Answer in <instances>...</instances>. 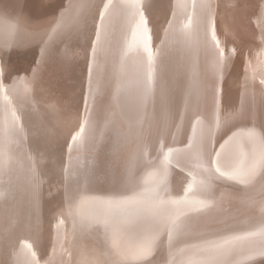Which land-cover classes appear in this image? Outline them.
I'll use <instances>...</instances> for the list:
<instances>
[{"label": "rangeland", "instance_id": "1", "mask_svg": "<svg viewBox=\"0 0 264 264\" xmlns=\"http://www.w3.org/2000/svg\"><path fill=\"white\" fill-rule=\"evenodd\" d=\"M10 1L17 2V0ZM10 1L0 0L4 6L3 12L5 11L4 13L0 11V15L5 14L6 16H0V20L20 26V29L24 31L27 29L34 31L37 37L34 35L35 39H21L20 37L8 39L0 35V49H2V51L0 50V84H2L0 86V264H179L188 253L193 251L192 246L194 245L203 247L208 243H222L233 236L255 232L262 238L264 237L260 234L261 229H264V170L258 172L250 183H241L235 179H231V181L228 176L221 178L222 176L219 174L220 178H216L217 174L205 166L206 161L203 153L207 138H210L214 132L212 123L219 119L216 117L220 113L219 107L216 106L218 102L222 99L225 100V95H228V101H233L229 105L233 104L230 106L235 110L234 100H243L249 93L248 97H250L252 90L256 91V97L259 96L256 102L259 104L260 114L258 115L259 121L256 122L258 133L255 134L251 142H248L250 149L247 151L249 153L247 156L252 159L264 144V136L258 137L264 135V110H262L264 109V101H262L264 100V0H139L135 11V7L129 6L131 0H84V3H82L83 0H75L78 7L71 6L70 11L68 10L64 14L66 16L61 15V17L56 15L58 14L57 10L66 8L74 0H37L39 3L41 2L40 4L46 3L50 6L57 4L53 8L54 11H49L50 15H47L48 18L52 17V22L50 23L48 20L33 26L29 20L26 24H30L32 29L30 25L29 27L20 25V22L15 21L19 16L22 19L23 14L18 11L17 6L20 3L22 5L24 0L13 3L12 9L9 8L13 5L9 3ZM51 1L53 2L51 3ZM124 1L128 2L127 5ZM157 4L158 6H156ZM105 5L108 7L106 8ZM9 9L16 12L12 14L16 18L8 16ZM116 9L121 14L117 13ZM72 10L75 12L72 13ZM18 12L22 15H18ZM141 12L147 22L146 31L144 27L138 26L140 15H135ZM101 13H103V18H101ZM121 15L123 19L124 16H126L125 19L130 18L123 20ZM113 17H117L118 21ZM11 18H13L12 21H10ZM189 18L190 27L185 29L184 26L189 24ZM26 19L28 18L25 17V21H27ZM78 24L79 29L82 27V31L78 29ZM43 27L46 31L43 30ZM35 28L37 29L33 30ZM56 28H58V33H56ZM37 30L38 32L42 30V33H38ZM68 30L69 32H67ZM70 31L72 32L70 33ZM73 34L75 35L73 36ZM39 35L41 39L43 38L42 40ZM52 36L54 37L52 38ZM158 38L162 42L158 43ZM92 41L94 42L92 43ZM154 41L157 43H153ZM30 43L33 46H30ZM1 45H4L3 48ZM22 45L24 46L22 47ZM103 45H105L104 48ZM136 45L138 49L135 47ZM6 46L9 48L4 50ZM10 46L21 48L14 51L15 48ZM139 46L144 48H139ZM223 48L228 52H225ZM221 50L223 54H221ZM144 52L149 55H145ZM150 52L153 53L150 54ZM125 53L127 57H125ZM128 53L132 55L129 56ZM116 54L120 58L116 57ZM85 55L86 57H84ZM122 55L125 59L121 57ZM171 55H177L175 56L177 59ZM10 59L17 61H10ZM120 59L122 63H120ZM112 60L113 63H111ZM117 60L119 65L116 63ZM179 61L183 63L182 66ZM164 63L167 69L165 66V69L163 68ZM145 64L148 66L141 69ZM120 65L124 66L122 70H120ZM135 65L144 70L145 74L147 70V74L151 78L156 75L154 80L157 77V72L159 75L165 71L166 82L167 79L172 82L169 84L167 82L165 86V96L171 104L173 103L170 108L158 106L155 107L159 108L158 110L153 108L156 100L152 101L153 96L150 95L152 90L148 87H146V93L142 99L152 97L149 99L152 101H150L151 104L146 103L147 99L143 100L145 102H143L145 105L142 104L143 107L126 102L127 99L122 96V92L134 76L138 77L137 71L140 69ZM179 65L181 68H178ZM96 70L99 71L96 72ZM176 70L180 72H175ZM184 71L187 73H183ZM168 72L169 74L171 72L175 77L170 76L171 74L169 75ZM153 73L155 75H152ZM119 74L121 75L117 77L116 75ZM189 74L195 78H191L193 81L189 80L190 77L187 79L186 76ZM114 76H116L115 81L113 80ZM184 81L189 82H185L187 84L185 87ZM108 83L112 84V87ZM190 83L196 86L200 85L197 88ZM149 87L151 88V86ZM181 87L184 89H182L183 91ZM255 87H258L257 90L254 89ZM113 88L117 90L115 89V91ZM73 89L74 95H72ZM177 91L180 92L177 93ZM240 92H244V94ZM69 93H71L70 96H68ZM112 93L117 96L111 95ZM106 94H109L108 96L111 98L106 97ZM177 94L183 95V97L178 98ZM192 96H195L194 99L192 98L193 103L190 99ZM69 97L72 98L69 99ZM114 99V103L110 102ZM95 100L97 101L94 102ZM91 101H93V105ZM179 102L182 105L181 111L188 108L182 111L183 113L178 111L177 107L175 109V105L178 106ZM68 103L71 107L67 105ZM79 103H84L83 107ZM79 107L81 108L78 110ZM146 107L147 109H145ZM201 107H205L204 110L201 111ZM163 108L167 111H161L164 110ZM169 111L173 113H169ZM191 111L194 113L193 115ZM184 112L188 114L186 115ZM133 115L139 116L137 118ZM173 115L178 117L175 118ZM122 117L124 120L127 118L126 122H123ZM139 117L140 121L138 122ZM154 119L155 123H153ZM82 127L83 132L80 131ZM74 136L77 137L76 140H73ZM170 137L171 140H169ZM198 142H201L200 145ZM169 143L172 145H168ZM139 147L141 148L139 149ZM203 147L204 149L201 151ZM253 147L259 151L254 152L257 150ZM192 149H195L197 153ZM179 151H184V153H179ZM189 153L193 156L196 154L195 158H198L194 159ZM252 154L253 156H251ZM175 156L180 161H176ZM184 157L189 160L186 161ZM248 157H246L247 161L244 159V163L240 164H243L242 166L237 164L230 172L238 167V169L242 167L247 169L252 162ZM161 161L163 166L162 168L159 166L160 169H157L156 163H161ZM145 169H147L146 172H144ZM149 171H155V175L150 177ZM164 173L169 174L164 176ZM157 179L161 180L157 181ZM211 183L212 185H209ZM206 184L208 185L206 186ZM189 185H191V190H189ZM168 189H170L169 194L167 193ZM125 191L126 193H124ZM141 193L143 194L141 200H130L131 197ZM184 196L187 198H183ZM188 197H192V199L189 200ZM167 199L168 201L181 200L182 204L179 203V206L176 204L175 207ZM161 200L168 205H162L163 208L159 206ZM82 201L83 204H81ZM107 201L114 203L110 206L106 203ZM147 204H159V210L164 216L172 215V213L176 215L180 210L182 233L174 234L172 240L169 241L167 231L158 226L157 221L143 211ZM184 206L185 208H183ZM169 207L171 208L169 209ZM185 209L188 211L186 210V212ZM114 230L120 231L125 243H136L146 236L157 234L151 255L141 260H123L111 245L110 238Z\"/></svg>", "mask_w": 264, "mask_h": 264}, {"label": "bare ground", "instance_id": "2", "mask_svg": "<svg viewBox=\"0 0 264 264\" xmlns=\"http://www.w3.org/2000/svg\"><path fill=\"white\" fill-rule=\"evenodd\" d=\"M10 1V0H9ZM13 1H15V0H13ZM19 0H17V2H18ZM39 1H41V0H39ZM68 1V0H67ZM87 1V0H86ZM85 1V4L87 3ZM121 1V0H120ZM129 1V0H128ZM145 1H147V0H145ZM144 1V2H145ZM238 1V0H237ZM3 2V1H2ZM1 2V3H2ZM4 2H5V0H4ZM16 1L15 2H13V3H17ZM19 2H21V1H19ZM50 2V1H49ZM53 1H51V3H52ZM55 2V1H54ZM60 2V1H59ZM141 2V1H140ZM149 2V1H148ZM151 2V1H150ZM0 3V11L1 12H3V10H4V6H2L3 4H1ZM8 3V2H7ZM9 3H12V1H10ZM12 3V4H13ZM41 3V2H40ZM37 0H24V2L22 3V5H21V3L18 5V4H16V5H18L17 7V9H19L18 11H20L22 14H23V16H22V19H20V16L19 17H17L16 18V16H15V18H16V20L15 21H18V22H20V25H24V26H28L29 27V25L31 24V25H36L37 26V23H39V24H41V23H44V22H47L48 20L50 21V23L52 22L51 21V18L52 17H47V15H50V13H48L49 11H54L53 10V8H55V5L57 4V3H55V4H51V6L50 5H46V3H42V4H40ZM82 3H84V0H83V2ZM120 3V2H119ZM118 3V4H119ZM124 3H125V1H124ZM126 3H128V2H126ZM125 3V4H126ZM245 3V2H244ZM6 4V3H5ZM84 4V5H85ZM117 4V5H118ZM154 4V3H153ZM7 5V4H6ZM87 5V4H86ZM90 4H89V2H88V6H89ZM127 5V4H126ZM140 5V4H139ZM141 5H143V4H141ZM148 5V4H147ZM246 5V4H245ZM12 6H14V4L13 5H11V7H9V8H11L12 9ZM74 8V7H78V3L74 0L72 3H70L66 8H60V9H55V10H57V13L58 14H56L57 16H59V17H61V15L62 16H66V15H64L65 13H67V11L69 10L70 11V9L72 8V7ZM120 6V5H119ZM129 6H131V4L129 5ZM144 6V5H143ZM153 6V5H152ZM156 6H158V4L156 5ZM161 6V5H160ZM165 6V5H164ZM243 6V5H242ZM7 7V8H8ZM21 7H23V8H21ZM83 7V6H82ZM145 7H147V6H145ZM144 7V8H145ZM240 7V6H239ZM16 8V7H15ZM86 8H87V6H86ZM134 8V7H133ZM137 8V6L134 8V11H135V9ZM152 8H154V7H152ZM6 9V8H5ZM85 9V8H84ZM87 9H89V8H87ZM117 9H120V10H123V9H125V8H117ZM117 9H116V12H117ZM129 9H131L130 7H129ZM141 9V8H140ZM160 9H161V7H160ZM159 9V10H160ZM242 9H243V7H242ZM8 10V9H7ZM10 10V9H9ZM16 10V9H15ZM48 10V11H47ZM61 10V11H60ZM83 10V9H82ZM128 10V9H127ZM126 10V11H127ZM133 10V9H132ZM132 10H130V11H132ZM139 10V9H138ZM162 10V9H161ZM245 10H246V7H245ZM17 11V10H16ZM73 12L72 13H74L75 11L74 10H72ZM125 11V12H126ZM129 11V10H128ZM150 11V10H149ZM5 12V11H4ZM3 12V13H4ZM78 12V11H77ZM83 12V11H82ZM82 12H81V14H82ZM123 12V11H122ZM124 12V13H125ZM133 12V11H132ZM143 12H145L144 10H143ZM142 12V13H143ZM154 12H156V11H154ZM158 12V11H157ZM247 12V11H246ZM8 13H10L8 16H12L13 18H14V16L12 15V14H14V13H16L15 11H11L10 10V12L8 11L7 12V14ZM21 13H19L18 12V15L19 14H21ZM71 13V12H70ZM117 13H120L121 14V12H117ZM116 13V14H117ZM130 13V12H129ZM151 13V12H150ZM245 13V12H244ZM1 14V13H0ZM21 14V15H22ZM119 14V15H120ZM133 14H135V13H133ZM3 15V14H2ZM17 15V14H16ZM67 15H69V14H67ZM73 15V14H72ZM77 15V14H76ZM115 15V14H114ZM126 15V14H125ZM127 15H129L128 14V12H127ZM131 15V14H130ZM135 15H138L139 16V13L138 14H135ZM145 15V14H144ZM1 16V15H0ZM3 16H5V14L3 15ZM3 16H1V17H3ZM7 16V17H8ZM44 16V18H42ZM133 16V15H132ZM132 16H131V18H132ZM153 16V15H152ZM247 16H248V18H249V14L247 13ZM6 17V16H5ZM25 17H27L28 19H26L27 21H25ZM68 17H70V16H68ZM79 17V16H78ZM78 17H77V19H78ZM117 17H118V15H117ZM117 17H113V19L114 18H116L115 20L116 21H118V19H117ZM121 18H122V15L120 16ZM125 17L126 16H124V19H125ZM128 17V16H127ZM134 17V16H133ZM144 17V16H143ZM149 17V16H148ZM13 18H11V20L10 21H12V19ZM120 18V19H121ZM130 18V17H129ZM129 18H126V19H129ZM7 19H9V17L7 18ZM56 19V18H55ZM55 19H53V20H55ZM63 19V18H62ZM67 20H68V18H66ZM80 20L82 19V16H81V18H79ZM84 19V18H83ZM112 19V20H113ZM119 19V20H120ZM123 19V18H122ZM123 19V20H124ZM125 19V20H126ZM31 21L30 22V24H26V22H28V21ZM36 20V21H35ZM57 20V19H56ZM65 20V19H64ZM63 20V21H64ZM66 20V21H67ZM109 20H110V18H109ZM108 20V21H109ZM133 20H135V19H133ZM8 21V20H7ZM58 21V20H57ZM62 21V23L64 24V22ZM65 21V22H66ZM69 21V20H68ZM108 21H106V22H108ZM128 21V20H127ZM78 22H79V20H78ZM82 22V21H81ZM113 22H115V21H113ZM112 22V23H113ZM130 22V21H129ZM138 22V21H137ZM4 23V24H3ZM109 24H110V22H108ZM124 23H126V21H124ZM61 24V23H60ZM67 24V23H66ZM69 24H71V23H69ZM75 24H77V23H75ZM30 25V27H31V29H32V26ZM46 25H48V24H46ZM50 25V24H49ZM48 25V26H49ZM62 25V24H61ZM45 26V25H44ZM53 26V25H52ZM68 26H70V25H68ZM68 26H67V28H68ZM81 26V25H80ZM59 27V26H58ZM61 27H63V26H61ZM85 27V26H84ZM65 28H66V26H65ZM64 28V29H65ZM73 28V27H72ZM82 27H80V29H79V24H78V29L80 30V31H82V29H81ZM24 29V28H23ZM37 28H35V29H33V30H36ZM42 29V28H41ZM58 28H56V33H58V30H57ZM69 29V28H68ZM71 29V28H70ZM85 29V28H84ZM30 30V29H29ZM38 30H40V29H38ZM38 30H37V32H38ZM43 30H44V27H43ZM72 30V29H71ZM74 30V29H73ZM42 31V30H41ZM41 31H39L40 33H42ZM44 31H46V30H44ZM54 31V30H53ZM63 31V30H62ZM66 31V30H65ZM75 31V30H74ZM84 31V30H83ZM117 31H119V30H117ZM38 32V33H39ZM67 32H69V30L67 31ZM72 31H70V33H71ZM54 33V32H53ZM75 33V32H74ZM80 33V32H79ZM90 33V32H89ZM65 34V33H64ZM67 34V33H66ZM0 35H2V36H5L6 38H10V39H16L17 37H20L21 39H35V37H34V35H36V34H34V31H28V29H27V31L25 30H21L20 29V26H15V25H12L11 23H9V22H2L1 20H0ZM59 35H61V34H59ZM67 35H69V34H67ZM71 35V34H70ZM69 35V36H70ZM75 34H73V36H74ZM90 35V34H89ZM43 36V35H42ZM79 36V35H78ZM36 37H37V35H36ZM39 37H40V35H39ZM38 37V38H39ZM54 36H52V38H53ZM62 37H64V36H62ZM77 37V36H76ZM84 37V36H83ZM91 37V36H90ZM138 37V36H137ZM37 38V39H38ZM59 38H61V37H59ZM128 38V37H127ZM162 38V37H161ZM40 39H41V37H40ZM39 39V40H40ZM43 39V38H42ZM41 39V40H42ZM70 39V38H69ZM78 39V38H77ZM91 39V38H90ZM92 39H93V37H92ZM124 39V38H123ZM157 39V38H156ZM160 38H158V40H159ZM20 40V39H19ZM61 40V39H60ZM64 40V39H63ZM66 40H68V39H66ZM144 40V39H143ZM185 40V39H184ZM17 41V40H16ZM30 41V40H29ZM83 41V40H82ZM89 41V40H88ZM151 41H153V40H151ZM188 41V40H187ZM186 41V42H187ZM31 42V41H30ZM36 42V41H35ZM41 43H42V41H40ZM39 42V44H41ZM44 42V41H43ZM94 41H92V43H93ZM159 42H162V41H158V43ZM219 42V41H218ZM18 43V42H17ZM16 43V44H17ZM28 42L26 41V44H27ZM78 43V42H77ZM88 43V42H87ZM89 43H90V41H89ZM103 43V42H102ZM150 43V42H149ZM153 43H155V41L153 42ZM156 43H157V41H156ZM155 43V44H156ZM2 44H5L4 42H2ZM35 44H38V43H35ZM61 44V45H60ZM59 45L60 46H62V43H60ZM71 44V43H70ZM73 44V43H72ZM83 44V43H82ZM81 44V45H82ZM139 44V43H138ZM25 45V44H24ZM24 45H22V47L24 46ZM32 44L30 43V46H31ZM58 45V46H59ZM77 45V44H76ZM79 45V44H78ZM89 45V44H88ZM3 46L4 45H1V47L3 48ZM33 46V45H32ZM59 46V47H60ZM71 46V45H70ZM83 46H84V44H83ZM104 46L105 45H103L102 47L104 48ZM154 46V45H153ZM10 47H12V46H10ZM19 47V46H18ZM17 47V48H18ZM38 47V46H37ZM36 47V48H37ZM65 47V46H64ZM85 47H87L86 45H85ZM94 47V46H93ZM93 47H91V48H93ZM132 47H134V46H132ZM135 47H137V45L135 46ZM140 47H143V46H139V48ZM155 47H156V45H155ZM215 47H217V46H215ZM9 48V47H8ZM7 48V46H6V49H4V50H7L8 49ZM13 48V47H12ZM15 48V47H14ZM13 48V49H14ZM17 48H15L14 49V51H16V49ZM21 48V47H20ZM20 48H18V49H20ZM25 48V47H24ZM62 48V47H61ZM68 48V47H67ZM66 48V49H67ZM88 48H90V47H88ZM101 48V47H100ZM144 48V47H143ZM157 48V47H156ZM212 48H214V47H212ZM87 49V48H86ZM85 49V50H86ZM137 49H138V47H137ZM148 49V48H147ZM155 48L153 47V50H154ZM217 49H218V47H217ZM224 49V48H223ZM222 49V50H223ZM1 51H2V49H0ZM27 50V49H26ZM40 50V49H39ZM41 50H42V48H41ZM221 50V54H223L222 51ZM225 50V49H224ZM228 50H229V48H228ZM13 51V50H12ZM21 51V50H20ZM63 51V50H62ZM61 51V52H62ZM95 51H96V49H95ZM106 51V50H105ZM139 51V50H138ZM149 51V50H148ZM147 51V52H148ZM22 52H23V50H22ZM39 52V51H38ZM112 52V51H111ZM134 52V51H133ZM141 52H142V50H141ZM146 52V53H147ZM225 52H228V51H226L225 50ZM12 53V52H11ZM18 53V52H17ZM20 53V52H19ZM110 53V52H109ZM108 53V54H109ZM117 53V52H116ZM129 53H131V51H129ZM129 53H128V55H129ZM139 53V52H138ZM143 53V52H142ZM142 53H139L140 55H142ZM145 53V52H144ZM145 53V55H149L148 53L146 54ZM153 52H150V54H152ZM16 54V53H15ZM24 54V53H23ZM115 54V53H114ZM123 54V53H122ZM218 54V53H217ZM220 54V53H219ZM220 54V55H221ZM230 54L232 55V53L230 52ZM25 55V54H24ZM68 55H70V54H68ZM119 55V54H118ZM125 55H126V53H125ZM132 55V54H131ZM131 55H129V56H131ZM225 55V54H224ZM3 56V55H2ZM11 56V55H10ZM16 56V55H15ZM15 56H14V58H15ZM90 56V55H89ZM88 56V57H89ZM114 56V55H113ZM171 56H173V55H171ZM175 56H177V55H175ZM175 56H173V58L175 57ZM13 57V56H12ZM12 57H9V58H12ZM84 57H86V55L84 56ZM115 57V56H114ZM116 57H119V56H117V54H116ZM121 57H124L123 55L121 56ZM125 57H127V55L125 56ZM125 57H124V59H125ZM132 57H134V56H132ZM3 58V57H2ZM7 58V57H6ZM18 58V57H17ZM110 58V57H109ZM120 58V57H119ZM129 58V57H128ZM127 58V59H128ZM141 58H145V57H141ZM147 58V57H146ZM158 58V57H157ZM161 58V57H160ZM176 58V57H175ZM8 59V58H7ZM93 59V58H92ZM107 59V58H106ZM131 59V58H130ZM163 59V58H162ZM177 59V58H176ZM228 59V58H227ZM12 60H14V59H10V61H12ZM114 60V59H113ZM113 60H112V62L111 63H113ZM119 60V59H118ZM118 60H117V64L119 63L118 62ZM121 60V59H120ZM140 60V59H139ZM142 60H145V59H142ZM147 60V59H146ZM160 60V59H159ZM158 60V61H159ZM180 60H182V59H180ZM194 60V59H193ZM229 60V59H228ZM15 61H17V60H14V62ZM75 61V60H74ZM78 61V60H77ZM108 61V60H107ZM107 61H106V64H107ZM132 61H134V60H132ZM147 61H149V60H147ZM147 61H146V64H147ZM164 62H165V60H163ZM162 61V62H163ZM172 61H173V59H172ZM171 61V62H172ZM5 62H6V60H5ZM19 62V61H18ZM115 62V61H114ZM128 63H130L131 61H127ZM126 62V63H127ZM161 62V61H160ZM171 62H169V63H171ZM175 62H176V60H175ZM183 62V61H182ZM185 62V61H184ZM9 63V62H8ZM76 63V62H75ZM110 63V64H111ZM120 63H122V60H121V62ZM127 63V64H128ZM144 63H145V61H144ZM149 63V62H148ZM155 63H157V62H155ZM174 63V62H173ZM179 63H180V61H179ZM11 64V63H10ZM123 64H125V63H123ZM123 64H121V65H123ZM134 64V63H133ZM136 64V63H135ZM139 64H140V62H139ZM138 64V65H139ZM142 64V63H141ZM145 64V65H146ZM154 64V63H153ZM158 64V63H157ZM165 64V63H164ZM181 64V66H182V64L183 63H180ZM205 64V62L203 63V65ZM109 64H107V66H108ZM113 65V64H112ZM112 65H111V70H112ZM116 65V64H115ZM119 65V64H118ZM121 65H120V67H121ZM130 65V64H129ZM144 65V67H143V65H142V67L143 68H141V69H144V68H146L148 65H146L145 66ZM150 65V64H149ZM159 65V64H158ZM162 65V64H161ZM178 65V64H177ZM226 65V64H225ZM10 66V65H9ZM12 66V65H11ZM126 66V65H125ZM136 66V65H135ZM164 66H165V68H166V64L165 65H163V68H164ZM173 66V65H172ZM207 66V65H206ZM223 66V65H222ZM31 67V66H30ZM115 67H117V66H115ZM122 67H124V66H122ZM122 67H121V69L120 70H122ZM137 67V66H136ZM152 67V66H151ZM175 67V66H174ZM178 67V66H177ZM208 67V66H207ZM114 68V67H113ZM118 68V67H117ZM127 68V67H126ZM137 68H139V67H137ZM164 68V69H165ZM169 68V67H168ZM170 68L172 69V67L170 66ZM178 68H181L180 67V65H179V67ZM183 68V67H182ZM185 68V67H184ZM226 68V67H225ZM29 69V68H28ZM91 69V68H90ZM107 69V68H106ZM140 69V68H139ZM139 70V71H137L138 72V77L136 78V76H134L133 78H132V80L130 81V82H128V85L125 87V88H123V92H122V96L123 97H125V99H127L126 100V102H129V104H133V105H141L142 106V104H144L145 102L143 101V100H145V99H147L146 97H145V99H142V96L144 95V93H146L145 92V89H146V87H148L149 89H151L152 90V94H150L149 92V94L150 95H152L153 96V99H152V101H154V100H156L155 101V104H154V107L153 108H155V107H165L166 109H167V107H171L172 106V104L170 103V101L168 100V98H166V96H165V93H166V83L168 82V84H169V82H171L170 80H168L167 79V82H166V77H165V75L166 74H164L165 73V71L162 73V74H159L158 75V72H157V77H156V79L154 80L153 78H155V74L153 73L152 75H155V76H153L152 78H151V76L149 75L148 76V71L146 70V74H145V72H144V70ZM151 69V68H150ZM150 69H149V71H150ZM153 69V68H152ZM151 69V70H152ZM157 69V68H156ZM167 69V68H166ZM205 69H206V67H205ZM204 69V70H205ZM46 70V69H45ZM95 70V69H94ZM116 70V69H115ZM119 70V71H120ZM124 70H125V68H124ZM180 70H182V69H180ZM207 70V69H206ZM99 71V70H98ZM97 70H96V72H98ZM168 71H172V70H168ZM174 71V70H173ZM177 71H179V70H176L175 72H177ZM187 71V70H186ZM186 71H184L183 73H185ZM95 72V73H96ZM122 72V71H121ZM180 72V71H179ZM204 72V71H203ZM94 73V74H95ZM117 73H118V71H117ZM125 73H127V72H125ZM151 73V72H150ZM149 73V74H150ZM156 73V72H155ZM160 73V72H159ZM167 73V72H166ZM173 73V72H172ZM187 73V72H186ZM185 73V74H186ZM210 73V72H209ZM99 74V73H98ZM113 74H114V72H113ZM122 74V73H121ZM121 74H119V75H116L117 77L118 76H120ZM124 74V73H123ZM168 74H169V72H168ZM170 74H171V72H170ZM169 74V75H170ZM178 75H179V73H177ZM176 74V75H177ZM91 75V74H90ZM89 75V76H90ZM93 75V74H92ZM115 75V74H114ZM168 75V76H169ZM98 76V75H97ZM96 76V77H97ZM116 76H114V78H113V80L115 79V77ZM170 76H174L173 74H171ZM169 76V77H170ZM183 76V75H182ZM185 76V75H184ZM91 77H94V76H91ZM175 77V76H174ZM187 77V79H188V77H190V79L189 80H191V75L189 74V76H186ZM120 78V77H119ZM118 78V79H119ZM172 79H173V77H171ZM4 80H5V78H3ZM2 79V80H3ZM91 80H93L92 78H90ZM117 79V78H116ZM182 79V77L180 78V80ZM184 79V78H183ZM192 79H195V78H192ZM90 80V81H91ZM120 80V79H119ZM118 80V81H119ZM178 80H179V78H178ZM111 82H112V80H110ZM115 81V80H114ZM117 81V80H116ZM173 81V80H172ZM183 81V80H182ZM191 81H193V80H191ZM5 83H6V81H4ZM4 82H2V83H4ZM45 82V81H44ZM181 82V81H180ZM185 82L186 81H184L183 83L185 84ZM188 82V81H187ZM186 82V83H187ZM0 83H1V81H0ZM19 83V82H18ZM104 83V82H103ZM172 83V82H171ZM189 83V82H188ZM199 83V82H198ZM208 83V82H207ZM182 84V83H181ZM183 84V85H184ZM190 84H192V83H190ZM260 84V83H259ZM2 84H0V86H1ZM100 85V84H99ZM108 85H109V83H108ZM112 85V84H111ZM111 85H109V86H111ZM175 85V84H174ZM187 84H185L184 85V87L186 86ZM193 85V84H192ZM195 85V84H194ZM193 85V86H194ZM200 85V84H199ZM199 85L198 86H196L197 88L199 87ZM261 85V84H260ZM149 86H151V88L149 87ZM173 86V85H172ZM181 86V85H180ZM202 86V85H201ZM200 86V87H201ZM6 87V86H5ZM112 87V86H111ZM188 87V86H187ZM28 88V87H27ZM117 88V87H116ZM115 88V89H116ZM168 88V87H167ZM189 88H191V87H189ZM188 88V89H189ZM195 88V87H194ZM203 88H204V86H203ZM206 88V87H205ZM204 88V89H205ZM252 88V87H251ZM256 88H258V87H255L254 89H256ZM11 89V88H10ZM33 89L35 90V88L33 87ZM32 89V90H33ZM42 89V88H41ZM40 89V90H41ZM71 89V88H70ZM100 89V88H99ZM102 89V88H101ZM114 89V88H113ZM112 89V90H113ZM114 89V90H115ZM178 89V88H177ZM180 89V88H179ZM183 88L181 87V90H182ZM260 89V88H259ZM258 89V90H259ZM262 89V88H261ZM9 90V89H8ZM46 90V89H45ZM107 90V89H106ZM117 90V89H116ZM115 90V91H116ZM151 90H148V91H151ZM168 90H169V88H168ZM167 90V91H168ZM172 90V89H171ZM184 90V89H183ZM182 90V91H183ZM186 91H188L187 89H185ZM190 90V89H189ZM199 90V89H198ZM206 91H208L207 89H205ZM205 90H203V91H205ZM211 90V89H210ZM246 90V89H245ZM257 90V89H256ZM68 91H69V89H68ZM74 91V89L72 90V92ZM108 91H110V90H108ZM107 91V92H108ZM147 91V90H146ZM176 91V90H175ZM182 91H181V93H182ZM202 91V92H203ZM242 91V90H241ZM247 91V90H246ZM262 91V90H261ZM69 92H71V91H69ZM99 92V91H98ZM103 92V91H102ZM114 92V91H113ZM180 92V91H179ZM178 91H177V93H179ZM190 92V91H189ZM192 92H194V90H192ZM251 92V96L250 97H248V95H250V93L248 94V95H244L245 97H244V99L243 100H240V101H236V100H234L235 101V107H236V109L234 110V109H232L233 107L232 106H230V105H233V104H230L229 105V103L232 101H228L229 100V96L228 95H225V100L224 99H222V101H219L218 102V105H216L217 107H219V115L218 116H216L217 118H219V119H217L216 121H213V125L212 126H214V127H212V130L214 131V132H212L213 134L211 135V137L210 138H207V144L205 145V150H204V157H205V166H207V168L209 167V169L213 172V173H216L217 174V177L216 178H220V177H218V174L220 175V173L219 172H217L216 171V168L217 167H219L220 169H221V172H230V170L231 169H233L237 164L238 165H240L242 162L244 163V159H246V157H248L247 155H249V153H247V151H249V149H250V147H248V142H251L253 139H254V136H255V134L256 133H258V131H257V123L256 122H258L259 121V117H258V115L260 114V108H259V104H258V102H256V100H257V98L259 97L258 96V94L260 93V92H257L258 94H257V96L258 97H256L255 95V92L256 91H250ZM38 94L40 93L39 91L37 92ZM68 93V92H67ZM104 93H106V92H104ZM116 93V92H115ZM119 93V92H118ZM184 93V92H183ZM188 93V92H187ZM198 93H199V91H198ZM241 93V92H240ZM243 94H244V92H242ZM241 93V94H242ZM246 93V92H245ZM248 93V92H247ZM246 93V94H247ZM65 94V93H64ZM70 94L71 93H69V95L68 96H70ZM75 93L73 92L72 93V95H74ZM110 94V93H109ZM108 94V95H109ZM149 94H148V97H149ZM173 94H175L174 92H173ZM190 94H193V93H190ZM205 94V93H204ZM236 94V93H235ZM252 94H254L253 96H252ZM102 95V94H101ZM107 94H106V97L108 96ZM111 95H113V93L111 94ZM145 95H147V94H145ZM178 96H179V94H177ZM186 96H188L187 94H185ZM196 95V94H195ZM201 95V94H200ZM211 95V94H210ZM36 96H37V94H36ZM103 96V95H102ZM113 96H117V94L116 95H113ZM119 96V95H118ZM182 97H183V95H181ZM181 96H179L178 98H181ZM197 96V95H196ZM241 96V95H240ZM239 96V97H240ZM243 96V95H242ZM255 96V97H254ZM261 96V95H260ZM46 97H47V95H46ZM99 97H100V94H99ZM104 97V96H103ZM102 97V98H103ZM108 97H110V96H108ZM177 97V96H176ZM195 97V96H194ZM194 97L192 96L190 99H191V101H192V98L194 99ZM201 97V96H200ZM227 97V98H226ZM70 98H72V97H69V99ZM81 98V97H80ZM111 98V97H110ZM110 98L108 99V101L110 100ZM118 98V97H117ZM152 98V97H151ZM150 97H149V99H151ZM173 98H175L174 96H173ZM203 98V97H202ZM213 98V97H212ZM238 98V97H237ZM237 98H235V99H237ZM250 98V99H249ZM73 100L75 99L74 98V96H73V98H72ZM72 99H71V101H72ZM77 99V98H76ZM82 99V98H81ZM81 99H79V100H81ZM84 99V98H83ZM86 99V98H85ZM116 99V98H115ZM115 99L113 100V101H110V102H113L114 103V101H115ZM149 99H147V101L148 102H146V103H150V101H149ZM170 99V98H169ZM176 99V98H175ZM186 99H188L187 97H186ZM197 99H199L198 97H197ZM207 99V98H206ZM205 99V100H206ZM232 99V98H231ZM239 99V98H238ZM241 99V98H240ZM264 99V98H263ZM78 100V101H79ZM204 100V99H203ZM70 101V102H71ZM76 101V100H75ZM97 100H95L94 102H96ZM118 101H120V100H118ZM151 101V102H152ZM176 101H178V99H176ZM194 101V100H193ZM193 101L191 102V103H193ZM226 101H228L227 103H226ZM262 101H264V100H262ZM69 102V101H68ZM77 102V101H76ZM82 102H83V100H82ZM92 102V105H93V101H91ZM122 102V101H121ZM144 102V103H143ZM171 102H174V101H171ZM181 102V101H180ZM180 102L177 104L178 106H176L175 104V109H176V107H177V109H178V111H180V112H182V111H185L186 109H188V108H186L185 110H182L181 111V108L180 107H182V105L180 104ZM195 102H196V100H195ZM233 102V101H232ZM72 103H73V101H72ZM71 103V104H72ZM85 103V102H84ZM83 103V104H84ZM99 103H100V101H99ZM116 103V102H115ZM120 103V102H119ZM118 103V104H119ZM154 103V102H153ZM152 103V104H153ZM176 103V102H175ZM185 103H186V100H185ZM190 103V104H191ZM226 103V104H225ZM264 103V102H263ZM70 103H68L67 105H69ZM83 104H81V103H79V105L80 106H82ZM91 104V103H90ZM121 104V103H120ZM119 104V105H120ZM151 104V103H150ZM149 104V105H150ZM196 104H198L197 102H196ZM210 104V103H209ZM225 104V105H224ZM66 105V106H67ZM77 105V104H76ZM94 105H96V104H94ZM114 105V104H113ZM119 105H117V107L119 106ZM145 105V104H144ZM143 105V106H144ZM148 105V106H149ZM171 105V106H170ZM186 105H187V103H186ZM194 105V104H193ZM224 105V106H223ZM70 107H71V105H69ZM112 106V105H111ZM142 106V107H143ZM190 106V105H189ZM199 106V105H198ZM202 106V105H201ZM205 106V105H204ZM228 106V107H227ZM74 107V106H73ZM72 107V108H73ZM76 107H78V105L76 106ZM83 107V106H82ZM89 107H90V105H89ZM96 107V106H95ZM120 107V106H119ZM122 107V106H121ZM138 107V106H137ZM136 107V108H137ZM174 107V106H173ZM193 107H195L196 108V106H193ZM200 107V106H199ZM199 107H198V109H199ZM207 107V106H206ZM263 107H264V105H263ZM81 107H79L78 108V110L80 109ZM87 108V107H86ZM183 108H184V106H183ZM195 108H193L194 110H195ZM203 108H205V107H203ZM202 107L200 108V110L202 111V110H204ZM145 109H147V107L145 108ZM144 109V110H145ZM155 109H157V108H155ZM159 109V108H158ZM157 109V110H158ZM164 109V108H163ZM166 109H164V110H161V111H164V112H166L167 110ZM174 109V110H175ZM192 109V110H193ZM115 110H117V109H115ZM119 110V109H118ZM166 110V111H165ZM199 110V111H200ZM262 110H264V109H262ZM71 111V110H70ZM114 111V110H113ZM120 111V110H119ZM133 111V110H132ZM131 111V112H132ZM145 111H147V110H145ZM160 110H159V112H161ZM198 111V110H197ZM209 111H210V109H209ZM124 112V111H123ZM141 112V111H140ZM151 112H153V109H151ZM154 112H155V110H154ZM163 112V113H164ZM175 112V111H174ZM189 112V111H188ZM207 112H208V110H207ZM118 113V112H117ZM117 113H114V114H117ZM120 113H122V112H120ZM133 113V112H132ZM136 113V112H135ZM157 113V112H156ZM169 113H173V112H171V111H169ZM168 113V114H169ZM177 113V112H176ZM175 113V114H176ZM183 113V112H182ZM185 113V112H184ZM191 113H192V111H191ZM201 113V112H200ZM199 113V114H200ZM205 113V112H204ZM210 113V112H209ZM113 114V115H114ZM123 114V113H122ZM142 114H144V113H142ZM141 114V115H142ZM146 114V113H145ZM167 114V113H166ZM186 114V113H185ZM188 114V113H187ZM186 114V115H187ZM194 113H192V115H193ZM198 114V113H197ZM198 114V115H199ZM263 114V113H262ZM140 115V116H141ZM160 116H161V114H159ZM170 115V114H169ZM182 115H184V114H182ZM202 115V114H201ZM209 115V114H208ZM213 115H214V113H213ZM119 116V115H118ZM124 116V115H123ZM126 116V115H125ZM133 116H135V115H133ZM139 116V115H138ZM138 116H135V117H137L138 118ZM142 116H144V115H142ZM141 116V117H142ZM165 116V115H164ZM174 116V115H173ZM191 116V115H190ZM190 116H189V118H190ZM206 116V115H205ZM212 116V115H211ZM215 116V115H214ZM114 117H116V116H114ZM170 117V116H169ZM168 117V118H169ZM175 117V116H174ZM173 117V118H174ZM178 117V116H177ZM177 117H175V118H177ZM186 117V116H185ZM196 118H197V115L195 116ZM194 117V118H195ZM200 117V116H199ZM198 117V118H199ZM209 117V116H208ZM74 118V117H73ZM123 118V117H122ZM132 118H134V117H132ZM145 118V117H144ZM144 118H142V119H144ZM158 118H160V117H158ZM157 118V119H158ZM166 118V117H165ZM172 118V119H173ZM188 118V117H187ZM188 118V119H189ZM212 118V117H211ZM114 119V118H113ZM116 119L118 120V118L116 117ZM120 119H121V117H120ZM127 118H125V120H126ZM136 119V118H135ZM142 119H141V121H142ZM150 120H151V118H149ZM156 119V120H157ZM162 119V118H161ZM169 119H171V118H169ZM213 119V118H212ZM216 119V118H215ZM123 120V122H126L125 120H124V118L122 119ZM131 120V119H130ZM134 120V119H133ZM132 120V121H133ZM145 120V119H144ZM159 120V119H158ZM174 120V119H173ZM176 120H178V119H176ZM195 120H197V119H195ZM207 120V119H206ZM209 120V119H208ZM257 120V121H256ZM138 122L140 121V117H139V120H137ZM146 121V120H145ZM160 121V120H159ZM171 121V120H170ZM182 121V120H181ZM186 121V120H185ZM202 121H203V118H202ZM212 121V120H211ZM114 122H116V120L114 119ZM136 122V121H135ZM137 122V123H138ZM149 122V121H148ZM167 122V121H166ZM172 122V121H171ZM174 122H176V121H174ZM180 122V121H179ZM196 122V121H195ZM198 123L200 122L199 121V119H198V121H197ZM121 123V122H120ZM130 123V122H129ZM132 123V122H131ZM146 123V122H145ZM153 123H155V119H154V122ZM157 123V122H156ZM159 123V122H158ZM161 123V122H160ZM177 123V122H176ZM194 123V122H193ZM197 123V124H198ZM209 123H211V122H209ZM118 124H119V121H118ZM163 124H164V122H163ZM171 124V123H170ZM175 124V123H174ZM178 124V123H177ZM177 124H175V125H177ZM180 124H181V122H180ZM260 124V123H259ZM120 125V124H119ZM131 125V124H130ZM137 125V124H136ZM141 125V124H140ZM154 125V124H153ZM172 125V124H171ZM198 125H200V124H198ZM206 125V124H205ZM209 125V124H208ZM102 126H104V125H102ZM142 126V125H141ZM164 126H166V125H164ZM173 126V125H172ZM179 126V125H178ZM186 126H187V124H186ZM129 127H131V126H129ZM160 127V126H159ZM163 127V126H162ZM168 127V126H167ZM204 127V126H203ZM263 127V126H262ZM128 128V127H127ZM126 128V129H127ZM132 128L134 129V127L132 126ZM176 128H178V127H176ZM196 128V127H195ZM209 128V127H208ZM104 129V128H103ZM158 129V128H157ZM160 129V128H159ZM164 129V128H163ZM173 129V128H172ZM171 129V130H172ZM105 130V129H104ZM168 130V129H167ZM158 131V130H157ZM187 131V130H186ZM203 131H204V129H203ZM208 131V130H207ZM263 131V130H262ZM74 132V131H73ZM162 132V131H161ZM160 132V133H161ZM190 132V131H189ZM164 133V132H163ZM163 133H162V135H163ZM172 133V132H171ZM249 133H252V135L251 136H249L248 134ZM155 134V133H154ZM184 134V133H183ZM201 134H203L202 132H201ZM209 134V133H208ZM106 136V135H105ZM174 136V135H173ZM192 136V135H191ZM199 136V135H198ZM264 135H260V136H258V137H263ZM158 137H159V135H158ZM168 137V136H167ZM166 137V138H167ZM204 137V136H203ZM257 137V136H256ZM255 137V138H256ZM257 137V138H258ZM136 138V137H135ZM148 138V137H147ZM164 138H165V136H164ZM163 138V139H164ZM182 138V137H181ZM185 138V137H184ZM184 138H182V139H184ZM187 138H189V137H187ZM193 138H195V137H193ZM192 138V139H193ZM139 139V138H138ZM144 139V138H143ZM142 139V140H143ZM161 139V138H160ZM259 139V138H258ZM149 140V139H148ZM169 140H171V137H170V139ZM260 140V139H259ZM119 141V140H118ZM147 141V140H146ZM163 141V140H162ZM165 141V140H164ZM192 141H195V140H192ZM261 141H262V139H261ZM111 142V141H110ZM130 142V141H129ZM166 142V141H165ZM164 142V143H165ZM178 142H180V141H178ZM183 142V141H182ZM188 143H189V141H187ZM196 142V141H195ZM258 142V141H257ZM143 143V142H142ZM164 143H163V145H164ZM174 143V142H173ZM181 143V142H180ZM191 143V142H190ZM201 143V142H200ZM200 143L198 142V144L200 145ZM253 143H255V142H253ZM252 143V144H253ZM116 144V143H115ZM122 144V143H121ZM141 144V143H140ZM178 144V143H177ZM183 144V143H182ZM251 144V143H250ZM256 144V143H255ZM259 144V143H258ZM261 144V143H260ZM119 145V144H118ZM138 145V144H137ZM136 145V146H137ZM143 145V144H142ZM168 145H172V144H168ZM180 145V144H179ZM191 145V144H190ZM254 145V144H253ZM125 146V145H124ZM140 146V145H139ZM160 146V145H159ZM166 146V145H165ZM196 146H198V145H196ZM252 146V145H251ZM259 146V145H258ZM95 147V146H94ZM138 147V146H137ZM180 147V146H179ZM190 147H192V146H190ZM200 147V146H199ZM257 147V146H256ZM101 148V147H100ZM110 148V147H109ZM141 147H139V149H140ZM188 148V147H187ZM193 148H194V146H193ZM254 148V147H253ZM120 149V148H119ZM132 149V148H131ZM137 149V148H136ZM144 149V148H143ZM150 149V148H149ZM170 149V148H169ZM176 149H178V148H176ZM189 149V148H188ZM188 149H187V152H188ZM201 149V148H200ZM203 149H204V147L202 148V150L201 151H203ZM254 149H256V148H254ZM259 149V148H258ZM163 150V149H162ZM166 150V149H165ZM164 150V151H165ZM179 150H181V149H179ZM185 150H186V147H185ZM193 150V149H192ZM195 150V149H194ZM193 150V151H194ZM253 150V149H252ZM257 150V149H256ZM97 151V150H96ZM136 151V150H135ZM173 151V150H172ZM192 151V152H193ZM200 151V153H202ZM259 150H257V151H254V152H258ZM160 152V151H159ZM168 152V151H167ZM166 152V153H167ZM177 152V151H176ZM182 152V151H181ZM180 151H179V153H181ZM192 152H191V154H192ZM195 152L197 153V151L195 150ZM108 153V152H107ZM140 153V152H139ZM169 153V152H168ZM175 153V152H174ZM182 153H184V151L182 152ZM202 153V154H203ZM131 154V153H130ZM171 154V153H170ZM177 154H178V152H177ZM190 154V153H189ZM190 154V155H191ZM194 154V153H193ZM201 154V155H202ZM251 154V153H250ZM254 154V153H253ZM253 154L251 155V156H253ZM255 154H257V153H255ZM134 155H135V153H134ZM150 155V154H149ZM148 155V156H149ZM186 155H188V154H186ZM189 155V156H190ZM116 156V155H115ZM152 156V155H151ZM171 156V155H170ZM191 156H193V155H191ZM195 156H197L196 154H194V159H196V158H198V157H196L195 158ZM102 157V156H101ZM109 157V156H108ZM157 157V156H156ZM176 157V156H175ZM182 157H183V155H182ZM186 157V156H185ZM184 157V158H185ZM250 157V156H249ZM248 157V158H249ZM104 158H106V157H104ZM168 158H170V157H168ZM180 158V157H179ZM201 158V157H200ZM154 159H155V157H154ZM153 159V160H154ZM176 159H177V157H176ZM193 159V158H192ZM160 160V159H159ZM185 160H186V158H185ZM187 160H189V159H187ZM186 160V161H187ZM191 160V159H190ZM248 159H246V161H247ZM249 160H252V159H250L249 158ZM129 161V160H128ZM157 161V160H156ZM156 161H154V162H156ZM163 161V160H162ZM161 161V163H156V167H157V169H160V167L162 168V166H163V162ZM176 161H180V160H176ZM195 162H196V160H194ZM200 161V160H199ZM148 162V161H147ZM158 162H160V161H158ZM194 162V163H195ZM201 162V161H200ZM199 162V163H200ZM151 163H153L152 161H151ZM175 163V162H174ZM197 163H198V161H197ZM250 163V162H249ZM119 164V163H118ZM181 164H182V162H181ZM248 164V163H247ZM138 165V164H137ZM166 164L164 163V166H165ZM174 167H175V165L174 164H172ZM180 165V164H179ZM201 165V164H200ZM243 165V164H242ZM242 165H240V166H242ZM152 166H153V164H152ZM160 166V167H159ZM182 166V165H181ZM186 166V165H185ZM144 167V166H143ZM159 167V168H158ZM166 167V166H165ZM164 167V168H165ZM177 167H178V165H177ZM198 167H199V165H198ZM169 168V167H168ZM239 168V167H238ZM238 168H236V169H238ZM246 168V167H245ZM245 168H241V169H245ZM248 168V167H247ZM153 169V168H152ZM166 169V168H165ZM178 169V168H177ZM198 169V168H197ZM141 170V169H140ZM146 170L147 169H145V171L144 172H146ZM156 170V169H155ZM161 170H163V169H161ZM168 170H170V169H168ZM200 170V169H199ZM118 171V170H117ZM150 173V177H152V176H154L155 174H154V172H151V171H149ZM166 172H167V170H166ZM169 173H170V171H169ZM168 173V174H169ZM174 173H175V171H174ZM173 173V174H174ZM179 173V172H178ZM205 173V172H204ZM136 174V173H135ZM148 174V175H149ZM167 173H164V176L166 175ZM167 174V175H168ZM209 174V173H208ZM215 174V175H216ZM160 175V174H159ZM166 175V176H167ZM214 175V176H215ZM133 176V175H132ZM142 176V175H141ZM143 176H145V175H143ZM163 176V177H164ZM171 176V175H170ZM205 176V174L203 175V177ZM213 176V175H212ZM222 176V175H221ZM106 177V176H105ZM159 177V176H158ZM162 177V176H161ZM226 177V176H225ZM124 178V177H123ZM122 178V179H123ZM128 178V177H127ZM160 178V177H159ZM166 178V177H165ZM210 178V177H209ZM221 178H223V176L221 177ZM135 179H137L136 177H135ZM140 179V178H139ZM163 179V178H162ZM174 179V178H173ZM215 179V178H214ZM119 180V179H118ZM124 180H127V179H124ZM123 180V181H124ZM158 180H161V179H157V181ZM216 180V179H215ZM228 180V179H227ZM231 180V179H230ZM113 181H114V179H113ZM135 181V180H134ZM164 181H166V180H164ZM210 181H211V179H210ZM232 181V180H231ZM120 182V181H119ZM163 182V181H162ZM208 182V181H207ZM213 182V181H212ZM230 182V181H229ZM118 183V182H117ZM129 183V182H128ZM155 183V182H154ZM160 183H161V181H160ZM210 183V182H209ZM122 184V183H121ZM142 184V183H141ZM163 184H165V183H163ZM167 184V183H166ZM169 184V183H168ZM167 184V185H168ZM173 184V183H172ZM156 185H158V184H156ZM175 185V184H174ZM204 185V184H203ZM208 184H206V186H207ZM209 185H212V183L211 184H209ZM127 186V185H126ZM159 186V185H158ZM185 186V185H184ZM91 187H93V186H91ZM164 187H165V185H164ZM211 187H213V186H211ZM33 188V187H32ZM135 188H136V186H135ZM164 189H167V188H164ZM159 190H160V188H159ZM163 190V189H162ZM161 190V191H162ZM169 191H167V193L169 194V192H170V189H168ZM98 191V190H97ZM124 191V190H123ZM135 191V190H134ZM164 191V190H163ZM94 192V191H93ZM131 192V191H130ZM105 193V192H104ZM121 193V192H120ZM124 193H126V191L124 192ZM201 193V192H200ZM123 194V193H122ZM166 194V193H165ZM116 195V194H115ZM159 195H160V193H159ZM162 195V194H161ZM120 196V195H119ZM182 196V195H181ZM180 196V197H181ZM112 197V196H111ZM172 197V196H171ZM178 197V196H177ZM179 197V198H180ZM114 198V197H113ZM174 198V197H173ZM183 198H187V197H183ZM120 199V198H119ZM169 199H171V198H169ZM177 199V198H176ZM181 199V198H180ZM179 199V200H180ZM188 199L189 200H191L192 199V197L191 198H189L188 197ZM175 200V199H174ZM127 201V200H126ZM147 201V200H146ZM167 201H168V199H167ZM177 201V200H176ZM181 201V200H180ZM179 201V203H181ZM121 202V201H120ZM168 202H170V200L168 201ZM144 203V202H143ZM178 203V204H179ZM184 203V202H183ZM124 204V203H123ZM166 205H168L167 203H165ZM177 204V206H179ZM182 204V203H181ZM185 204V203H184ZM183 204V205H184ZM117 205V204H116ZM159 205V204H158ZM165 205V206H166ZM182 205V206H183ZM111 206V205H110ZM128 206V205H127ZM159 206H161V205H159ZM175 207H176V204L174 205ZM190 206H192V205H190ZM102 208H103V206H101ZM116 207H118V205L116 206ZM162 207V206H161ZM164 207V206H163ZM162 207V208H163ZM113 208V207H112ZM126 208V207H125ZM130 208V207H129ZM134 208V207H133ZM142 208H143V206H142ZM171 207H169V209H170ZM183 208H185V206L183 207ZM186 208H187V206H186ZM111 209V208H110ZM120 209H122V208H120ZM166 209V208H165ZM175 209V208H174ZM173 209V210H174ZM189 209H191V208H189ZM31 210V209H30ZM33 210V209H32ZM168 210V209H167ZM177 210V209H176ZM187 209H185V211H186ZM164 211H166V210H164ZM179 211L180 210H178V214H180L179 213ZM182 211V210H181ZM188 211V210H187ZM186 211V212H187ZM111 212H112V210H111ZM167 212H169V211H167ZM171 212V211H170ZM174 212V211H173ZM166 213V212H165ZM184 213V212H183ZM168 214V213H167ZM166 215V214H165ZM172 215H173V213H172ZM104 217V216H103ZM129 217V216H128ZM115 226V225H114ZM1 229V228H0ZM5 230H6V228H5ZM246 230V229H245ZM245 230H243V231H245ZM252 230V229H251ZM255 230V229H254ZM254 230H253V232H254ZM256 230H258V229H256ZM255 230V231H256ZM262 230V229H261ZM2 232H4V231H2ZM1 232V233H2ZM22 232V231H21ZM248 232V231H247ZM246 232V233H247ZM250 232V231H249ZM242 233V232H241ZM240 233V234H241ZM255 233H257V232H255ZM21 234V233H20ZM224 234V233H223ZM245 234V233H244ZM236 235V234H235ZM6 237V236H5ZM4 237V238H5ZM12 237V236H11ZM234 237V236H233ZM216 238V237H215ZM12 239V238H11ZM229 240H231V238L229 239ZM11 242V241H10ZM17 242V241H16ZM203 242V241H202ZM208 242V241H207ZM262 242H264V237L262 238L261 236H259V235H254V236H249L248 237V239L246 240V241H243V242H237V241H233L232 243H231V245H229V247H231L232 248V251H231V253L227 256V257H224V258H222L223 260H224V264H264V257H260L259 255H258V253H259V251L261 250V244H262ZM203 246V245H202ZM9 248V247H8ZM183 250V249H182ZM190 250V249H189ZM188 250V251H189ZM188 251H187V253H188ZM13 252V251H12ZM175 252V251H174ZM11 253V252H10ZM17 253V252H16ZM192 253V252H191ZM191 253H188L187 255H186V257L183 259V260H181L180 262H179V264H186V261H187V259L189 258V256L191 255ZM252 253H254V254H252ZM14 255V254H13ZM172 255V254H171ZM17 256V255H16ZM249 256H253V257H255V259L254 260H249L248 259V257ZM18 257V256H17ZM181 257V256H180ZM15 258V257H14ZM181 258H183V257H181ZM168 260V259H167ZM5 261V260H4ZM176 261V260H175ZM172 262H174V261H172ZM178 262V261H177ZM167 263H168V261H167ZM170 263V262H169ZM176 263V262H175ZM2 264V263H1ZM172 264V263H171ZM174 264V263H173Z\"/></svg>", "mask_w": 264, "mask_h": 264}, {"label": "snow or ice", "instance_id": "3", "mask_svg": "<svg viewBox=\"0 0 264 264\" xmlns=\"http://www.w3.org/2000/svg\"><path fill=\"white\" fill-rule=\"evenodd\" d=\"M138 3L139 0H131L132 7H136ZM105 7L107 8L108 5H105ZM139 15L140 19L138 26L144 27V30L146 31L147 22L144 20L142 12ZM101 18H103V13H101ZM190 22L191 21L189 18V24H186L184 26L185 29H188L190 27ZM80 131L83 132V127ZM248 135L251 136L252 133H249ZM76 139L77 137L74 136L73 140ZM262 170H264V144L261 145L259 153L253 156L252 162L247 169H235L232 172H221V169L219 167L216 168V171L219 172L220 175L228 176L229 179H235L241 183H250L255 179L258 172ZM189 190H191V185H189ZM142 197L143 194L141 193L137 194V196L131 197L130 200L138 201L141 200ZM106 203L111 205L114 202L107 201ZM169 203L175 205L178 204L179 201L173 200ZM81 204H83V201L81 202ZM164 204L165 201L161 200L160 205L162 206ZM143 211L147 215L155 219L158 226L163 227L167 231L169 241L172 240L174 234L179 235L182 233L183 225L180 219L181 214L164 216L160 212L159 206L153 204L145 205ZM260 234L264 236V229L261 230ZM254 235H256V233H247L242 236H234L231 238V240H225L222 243H208L203 247L194 245L192 246L193 251L187 259L186 264H224V260L222 258L227 257L231 253L232 248L229 247V245H231L233 241L243 242L246 241L249 236ZM110 239L112 248L116 250L117 254L120 255L123 260H141L146 259L149 255H151L156 243L157 234L146 236L136 243H125L122 239L120 231L114 230ZM258 255L260 257H264V242H262L261 244V250L259 251ZM248 259L254 260L255 257L249 256Z\"/></svg>", "mask_w": 264, "mask_h": 264}]
</instances>
